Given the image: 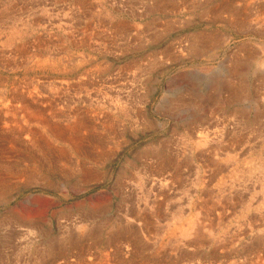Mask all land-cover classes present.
<instances>
[{
	"label": "rangeland",
	"instance_id": "1",
	"mask_svg": "<svg viewBox=\"0 0 264 264\" xmlns=\"http://www.w3.org/2000/svg\"><path fill=\"white\" fill-rule=\"evenodd\" d=\"M44 1L0 0V13L8 9L13 16L16 12L14 16H19L21 22L25 21L23 25L34 26L27 30L24 38L16 40L15 45L26 46H23L25 53H18L13 46L4 45L7 27L15 20L12 17L8 21V18L0 20V90L6 87L7 90L26 93V103L18 101L14 106L20 113V108L28 103L27 112L32 114L26 116L22 113V116L17 113L14 118L16 124L7 122L10 135L1 121L12 119L7 115L0 120V264H142L145 261L140 246L145 242L144 237L147 234L153 237L154 231L163 227L164 231L159 233L158 238L162 244L168 243L170 236L167 235L171 234L176 224L171 217L173 210L176 212L177 206L182 205L191 193L192 205L209 201L212 196V200L228 204L226 208L229 209L230 219L214 233L216 237L231 232V228L238 223L243 224L252 213L264 215V209L245 210L242 205L246 197L234 195L230 198L227 193L216 195L219 187L225 186L227 191H231V183L235 189L239 185L243 189L250 183L248 187L251 189L253 183L260 180V171L242 177H234L232 169L217 171L220 168L218 164H223L219 161L223 157L222 151L232 149L233 144L234 154L242 155L244 150L248 151H244L246 154L237 161L238 167L248 163L250 158L254 160L259 154H263L261 159L254 161L264 165V10H260L264 0L245 3L242 0H227L237 13L236 22L224 10L219 15L218 12L212 14V10L219 8L225 0H84L82 4L78 0ZM191 45L194 47L191 48ZM7 51H10L9 54ZM235 68L240 70L233 72ZM237 90V96H232ZM76 118L87 123L77 133L81 147L78 152L66 139L51 134L43 126L48 122L65 128ZM27 129L31 134L33 132L36 140H40L39 145L29 143L33 135L31 138L23 133ZM200 138L207 143L212 141L199 148L195 144ZM230 143L233 144L230 146ZM215 146L222 151L216 147L215 155H210L209 151ZM254 150L256 154L248 156ZM199 152L207 154L213 161L210 162L205 155L196 154ZM217 157L219 159L215 160ZM204 179H209V182ZM161 184L166 188L163 191L160 190ZM257 184L255 192L260 194V183ZM176 189H180L179 192L183 190V193ZM164 192L169 198L163 197ZM205 193L210 194L209 198ZM151 197L156 199L155 208H151ZM156 207L162 209L159 211ZM169 210L171 213H168ZM150 214L154 216L153 220L147 219L151 224L142 227V222H138V229L133 219L152 216ZM127 216L132 219L131 224H127ZM259 224L260 221H257ZM262 225L257 227L259 229L254 228V233L246 236L247 239L239 245H233L232 249L215 256V260L204 252L193 260L201 261V264L241 263L249 253L245 251L246 246L242 248L240 245L249 244L250 236L264 231ZM129 226L135 229V239L131 238L129 252L125 256L112 257L111 248H107L105 242L99 244L102 238L98 235L107 238ZM48 248H52V252ZM155 252H159L158 247ZM153 253L145 251L144 256L147 258ZM105 255L108 257L104 258ZM188 258L191 257L182 260L187 261Z\"/></svg>",
	"mask_w": 264,
	"mask_h": 264
},
{
	"label": "bare ground",
	"instance_id": "2",
	"mask_svg": "<svg viewBox=\"0 0 264 264\" xmlns=\"http://www.w3.org/2000/svg\"><path fill=\"white\" fill-rule=\"evenodd\" d=\"M5 1V0H4ZM47 1V0H46ZM46 1H44V2H46ZM57 1V0H56ZM60 1V0H59ZM69 1H73V0H69ZM78 1H80L81 3H79V4H82V2H84V0H78ZM244 3L245 2H253V1H251V0H242ZM12 2V1H11ZM54 2H55V0H54ZM62 2V1H61ZM167 2H171V0H168ZM77 3V2H76ZM13 4V3H12ZM94 4V3H93ZM0 5H1V3H0ZM2 6V5H1ZM6 6V5H5ZM13 6V5H12ZM87 6V5H86ZM97 6V5H96ZM8 7V6H7ZM11 7V6H10ZM9 7V8H10ZM14 7V6H13ZM12 7V8H13ZM91 7H93V6H91ZM248 6H245V8H247ZM95 8V7H94ZM105 8V7H104ZM261 9V12H262V10H264V3H263V5L260 7ZM11 9V8H10ZM232 8L229 6V4H228V2H227V0H225L224 2H222L221 3V6L219 7V8H214V10H212L213 11V13L212 14H216L217 12V14L219 15V14H221L222 13V11L224 10V12L226 11V13L228 14V17L230 18V19H232L233 20V22L235 21L236 22V20H237V13H236V11L234 10V9H232ZM13 10V9H12ZM91 10V9H90ZM203 10V9H202ZM259 10V11H260ZM11 11V10H10ZM104 11V10H103ZM112 11V10H111ZM212 11H210V12H212ZM12 12V11H11ZM11 12L9 13V10L7 9V11H5V9H4V11H1V13H0V20H2V19H7V21L9 20V18H13V20H15V21H13L12 22V19H11V25L9 26V27H7L8 28V34L6 35V38H5V41H4V45L6 46V47H12L13 46V48H14V50L16 51V52H18V53H25V50H26V48L24 49V47L23 46H25V44L23 45V46H18V45H15V42H16V40L17 39H19V40H21L22 38H24V35H26V33H27V30H29V28H31V27H34L33 25L30 27V25L28 24V23H26L25 25H23V22H25V21H23V22H21V19H20V17L19 16H14L15 14H16V12L14 13V11H13V13H14V15L12 16L11 15ZM45 12H46V10H45ZM90 12V11H89ZM9 13V14H8ZM23 14V13H22ZM46 14H47V12H46ZM114 14V13H113ZM260 14V13H259ZM57 15V14H56ZM28 16V15H27ZM35 16V15H34ZM38 16H40V15H38ZM37 16V17H38ZM58 16V15H57ZM57 16H56V18H57ZM110 16H111V14H110ZM24 17V16H23ZM41 17V16H40ZM45 17V16H44ZM54 17V16H53ZM240 17V16H239ZM46 18V17H45ZM55 18V17H54ZM32 19V18H31ZM30 19V20H31ZM36 19V18H35ZM229 19V20H230ZM27 20V19H26ZM56 20V19H55ZM60 20V19H59ZM109 20V19H108ZM3 21V20H2ZM1 21V22H2ZM28 21V20H27ZM31 21H33V20H31ZM37 21V20H36ZM44 21V20H43ZM106 21V20H105ZM112 21V20H111ZM33 22H35V20L33 21ZM33 22H29V23H31V24H33ZM57 22V21H56ZM241 22H243V21H241ZM7 23V22H6ZM51 23H53V22H51ZM60 23H62V22H60ZM64 23V22H63ZM58 24V23H57ZM231 24V23H230ZM237 24V23H236ZM238 24H239V22H238ZM241 24V23H240ZM60 25V24H59ZM62 26H65L64 24H62ZM115 26V25H114ZM121 26V25H120ZM66 27V26H65ZM56 28V27H55ZM70 28V27H69ZM134 28V27H133ZM2 29V28H1ZM38 29H40V28H38ZM57 30V29H56ZM66 30V29H65ZM72 30V29H71ZM117 30V29H116ZM0 32H1V30H0ZM56 32V31H55ZM57 32H58V30H57ZM69 33V32H68ZM33 34V33H32ZM61 34V33H60ZM70 34V33H69ZM77 34V33H76ZM1 35H3V34H1ZM62 35V34H61ZM67 35V34H66ZM33 36V35H32ZM5 37V36H4ZM28 37V36H27ZM62 37H64V36H62ZM61 37V38H62ZM69 37V36H68ZM29 38V37H28ZM77 38V37H76ZM213 38H214V36H213ZM48 38H46V40H47ZM210 39V38H209ZM35 40V39H34ZM45 40V41H46ZM29 41V40H28ZM33 41V40H32ZM33 42H35V41H33ZM42 42V41H41ZM73 42H75V40L73 41ZM39 43V42H38ZM50 43V42H49ZM56 43V42H55ZM37 44V43H36ZM43 44H44V42H43ZM52 44V43H51ZM64 44V43H63ZM71 44L73 45V43L71 42ZM76 44H78V43H76ZM80 44V43H79ZM78 44V45H79ZM20 45V44H19ZM31 45V44H30ZM41 45V44H40ZM55 45H57V44H55ZM68 45V44H67ZM32 46V45H31ZM35 46V45H34ZM42 46V45H41ZM40 46V47H41ZM47 46V45H46ZM58 46V45H57ZM192 46L193 45H191V48H192ZM3 47V46H2ZM26 47V46H25ZM55 47V46H54ZM70 47V46H69ZM194 47V46H193ZM29 48V47H28ZM27 48V49H28ZM44 48V47H43ZM71 48V47H70ZM65 49V48H64ZM10 51H13L12 49L10 50ZM9 51V52H10ZM14 51V52H15ZM32 51H33V49H32ZM0 52H1V50H0ZM8 52V51H7ZM7 52H5V53H7ZM9 52H8V54H9ZM13 52V53H14ZM48 52V51H47ZM67 52H69V51H67ZM4 53V54H5ZM45 53V52H44ZM44 53H43V55H44ZM28 54V53H27ZM37 54V53H36ZM6 55V54H5ZM20 55H22V54H20ZM47 55V54H46ZM3 56V55H2ZM9 56V55H8ZM45 56V55H44ZM38 57V56H37ZM41 57V56H40ZM24 58V57H23ZM16 59H18V58H16ZM27 59V58H26ZM6 60V59H5ZM20 60V59H19ZM1 61V60H0ZM5 61L3 60V62L2 63H4ZM20 62V61H19ZM27 62H29V61H27ZM7 63V62H6ZM15 63V62H14ZM17 63V62H16ZM62 63V62H61ZM22 64H24L23 63V61H22ZM26 64V63H25ZM32 64V63H31ZM56 64V63H55ZM60 64V63H59ZM62 65V64H61ZM61 65H60V67H61ZM16 66H17V64H16ZM23 66V65H22ZM33 66V65H32ZM55 66H57V65H55ZM234 66V65H233ZM19 67V66H18ZM46 67H48V66H46ZM64 67V66H63ZM12 68V67H11ZM50 68V67H49ZM48 68V69H49ZM2 69V68H1ZM27 69V68H26ZM59 69V68H58ZM65 69H66V67H65ZM236 69H238V68H235L234 70H233V72H236L235 70ZM9 70V69H8ZM40 70V69H39ZM45 70H46V68H45ZM57 70V69H56ZM61 70V69H60ZM238 70H240V69H238ZM14 71V70H13ZM17 71V70H16ZM26 71V70H25ZM42 71V70H41ZM48 71V70H47ZM107 71V70H106ZM58 72H59V70H58ZM19 73V72H18ZM34 73V72H33ZM37 73V72H36ZM35 73V74H36ZM44 73V72H43ZM48 73V72H47ZM59 73H61V72H59ZM23 74V73H22ZM64 74V73H63ZM62 74V75H63ZM66 74V73H65ZM6 75V74H5ZM25 75V74H24ZM237 75V74H236ZM4 76V75H3ZM14 76V75H13ZM7 77V79H8V76H6ZM15 77V76H14ZM235 77V76H234ZM229 78H230V76H229ZM236 78V77H235ZM235 78H232V79H235ZM4 79V78H3ZM223 79V78H222ZM236 80V79H235ZM238 80V79H237ZM1 81V80H0ZM234 81V80H233ZM239 82V81H238ZM227 83V82H226ZM4 84V83H3ZM14 84V83H13ZM231 84V83H230ZM15 85V84H14ZM19 85V84H18ZM28 85H31L32 86V84H29L28 83ZM17 86V85H16ZM8 87H10V86H8ZM13 87V86H12ZM131 87V86H130ZM237 87V86H236ZM242 87V86H241ZM240 87V88H241ZM238 88V87H237ZM243 88V87H242ZM8 89V88H7ZM6 89V87L5 88H2L1 90H0V120H1V118H3V117H6L7 115H9V117H10V119H12V121H8L6 118H5V120H6V122H4V121H1V122H3L4 124H5V129H6V131H7V128H10L9 127V124L8 123H10V122H12V123H17L15 120H14V118H15V115L17 114V113H19L18 111H17V109H15V106H14V104L15 103H17L18 101H23V102H25L26 103V99H25V97H24V94H26V93H23V92H21V93H19L16 89H11V90H7ZM129 89V88H128ZM118 90V89H117ZM120 91V90H119ZM123 91H124V89H123ZM131 91V90H130ZM242 91V90H241ZM129 92V91H128ZM237 92H238V90L234 93V94H232V96H237L236 94H237ZM37 93V92H36ZM125 93V92H124ZM132 93V92H131ZM239 93H241L240 91H239ZM243 93V92H242ZM33 94V93H32ZM121 94V93H120ZM130 94V93H129ZM127 95V94H126ZM37 97H39V96H37ZM117 97V96H116ZM40 98V97H39ZM113 98V97H112ZM217 98V97H216ZM32 99V98H31ZM34 99V98H33ZM37 99V98H36ZM116 99V98H115ZM120 99H122V98H120ZM233 99V98H232ZM28 100H30L29 98H28ZM44 100V99H43ZM38 101V100H37ZM116 101V100H115ZM119 101V100H118ZM36 102V101H35ZM41 102V101H40ZM136 102V101H135ZM30 103V102H29ZM108 103H110V102H108ZM119 103V102H118ZM28 104V103H27ZM24 105L22 108H20V113H21V115H22V113H24V114H26V116L27 115H32V114H29V112H27V110L29 111V107H28V105ZM36 104V103H35ZM100 104V103H99ZM105 104V103H104ZM117 104V103H116ZM120 104V103H119ZM191 104V103H190ZM38 105V104H37ZM98 105V104H97ZM112 105V104H111ZM129 105V104H128ZM257 105H259V104H257ZM17 106H18V104H17ZM31 106V105H30ZM125 106H126V104H125ZM36 106H34L33 107V109L35 108ZM117 107V106H116ZM129 107V106H128ZM138 107V106H137ZM257 107V106H256ZM50 108V107H49ZM112 108V107H111ZM119 108H121L120 106H119ZM264 108V107H263ZM43 109V108H42ZM48 109V108H47ZM138 109V108H137ZM137 109H135V110H137ZM49 110V109H48ZM39 111V110H38ZM108 111V110H107ZM119 111V110H118ZM142 111V110H141ZM34 112V111H33ZM101 112V111H100ZM140 112V111H139ZM19 113V114H20ZM40 113V112H39ZM43 113V112H42ZM80 113V112H79ZM83 114V113H82ZM114 114V113H113ZM125 114V113H124ZM255 114H256V112H255ZM260 114V113H259ZM115 115V114H114ZM120 115V114H119ZM141 115V114H140ZM23 116V115H22ZM82 116V115H81ZM99 116V115H98ZM8 117V116H7ZM33 117H35V116H33ZM65 117V116H64ZM119 117V116H118ZM142 117V116H141ZM42 118V117H41ZM40 118V119H41ZM57 118V117H56ZM66 118H67V115H66ZM90 117H88L87 119H89ZM117 118V117H116ZM133 118V117H132ZM4 119V118H3ZM38 119V118H37ZM91 119V118H90ZM98 119V118H97ZM108 120H109V118H107ZM113 119V118H112ZM118 119V118H117ZM254 119V118H253ZM29 120V119H28ZM35 120V119H34ZM86 120V119H85ZM106 120V119H105ZM116 120V119H115ZM114 120V121H115ZM140 120V119H139ZM37 121V120H36ZM38 121H39V119H38ZM37 121V122H38ZM41 121V120H40ZM141 121V120H140ZM256 121V120H255ZM8 122V123H7ZM42 122H43V119H42ZM46 122H47V120H46ZM59 122V121H58ZM67 122V121H66ZM88 122V121H87ZM101 122V121H100ZM107 122H109V121H107ZM33 123V122H32ZM39 123H41V122H39ZM85 123L86 122H84L83 120H81V119H75V121H73V122H70L68 125H67V127H60L59 125H57V124H55V125H53V123L51 124H49L48 122L47 123H45V124H43V126L44 127H46L47 128V130L51 133V134H53V135H56V136H59V138H62L63 140L64 139H66L69 143H70V145L73 147V149H75L76 151L79 149V148H81L80 147V144H79V140H78V138H79V136H77V133L79 134V132H80V130H83L86 126H85ZM104 123V122H103ZM102 123V124H103ZM15 124H13V126H11V129H12V127H14V125ZM87 124V123H86ZM91 124V123H90ZM100 125V124H99ZM98 125V126H99ZM104 125V124H103ZM131 125H133V124H131ZM232 125V124H231ZM255 125V124H254ZM66 126V125H65ZM97 126V127H98ZM117 126V125H116ZM124 126V125H123ZM234 126V125H233ZM93 127H95V126H93ZM100 127V126H99ZM105 127V126H104ZM118 127V126H117ZM96 128V127H95ZM228 128V127H227ZM4 129V130H5ZM23 129V128H22ZM94 129V128H93ZM135 129V128H134ZM237 129V128H236ZM2 130V129H1ZM17 130V129H16ZM5 131V132H6ZM15 131V130H14ZM21 131V130H20ZM20 131H18V132H20ZM115 131V130H114ZM233 131V130H232ZM237 131V130H236ZM258 131V130H257ZM24 132H26L31 138H32V135H33V132H32V134H31V131L30 130H23V133ZM92 132V131H91ZM109 132V131H108ZM227 132V131H226ZM229 132V131H228ZM241 132V131H240ZM255 132H256V130H255ZM259 132V131H258ZM262 132V131H261ZM260 132V133H261ZM4 133V132H3ZM9 133V135L11 134V132H8L7 131V134ZM15 133V132H14ZM106 133V132H105ZM111 133V132H110ZM204 133V132H203ZM212 133V132H211ZM235 133V132H234ZM17 134V133H16ZM15 134V135H16ZM26 134V135H27ZM35 134V133H34ZM205 134H208V133H205ZM210 134V133H209ZM238 134V133H237ZM247 134V133H246ZM262 134V133H261ZM259 135V136H261L262 137V135ZM264 134V133H263ZM19 135V134H18ZM22 135V134H21ZM218 135V134H217ZM226 135H227V133H226ZM226 135H225V137H226ZM229 135V134H228ZM28 136V137H29ZM88 136V135H87ZM90 136V135H89ZM194 136V135H193ZM199 136V134H197V137ZM209 136V135H208ZM223 136V135H222ZM233 136V135H232ZM236 136V135H235ZM243 136V135H242ZM241 136V137H242ZM256 136V135H255ZM82 137H86V136H82ZM113 137V136H112ZM115 137V136H114ZM123 137V136H122ZM205 137H207V136H205ZM244 137V136H243ZM250 137V136H249ZM257 137V136H256ZM10 138V137H9ZM15 138H17V137H15ZM19 138V137H18ZM36 137L33 135V139H31V142H29V143H32L33 145L34 144H37V145H39L40 144V140L38 141V140H36L35 139ZM81 138V137H80ZM90 138H91V136H90ZM93 138V137H92ZM98 138V137H97ZM239 138V137H238ZM246 138V137H245ZM244 138V139H245ZM252 138V137H251ZM13 140V138H10V140ZM20 139V138H19ZM87 139V138H86ZM96 139V138H95ZM115 139H116V137H115ZM195 139V138H194ZM203 138H200L198 141H196V144H195V142H194V144L195 145H197L199 148H203V146H206L208 143H210L211 141H212V139H211V141H210V139H209V141L210 142H206L205 140H202ZM220 139V138H219ZM223 139H224V137H223ZM226 139V138H225ZM231 139V138H230ZM240 139V138H239ZM250 139V138H249ZM263 139L264 138H262V141H263ZM18 140V139H17ZM82 140V139H81ZM91 140V139H90ZM121 140V139H120ZM193 140V139H192ZM234 140V139H233ZM238 140V139H237ZM248 140V139H247ZM252 140V139H251ZM14 142H15V139L13 140ZM96 141V140H95ZM109 141V140H108ZM117 141H119V140H117ZM123 141V140H122ZM195 141V140H194ZM231 141V140H230ZM244 141V140H243ZM257 141V140H256ZM98 142V141H97ZM121 142V141H120ZM221 142V141H220ZM226 142V141H225ZM242 142V141H241ZM246 142V141H245ZM250 142V141H249ZM11 143H12V141H11ZM26 144L28 143V142H25ZM25 143H24V145H25ZM39 143V144H38ZM47 143V142H46ZM88 143H89V141H88ZM106 143V142H105ZM206 143V144H205ZM213 143V142H212ZM255 143V142H254ZM258 143V142H257ZM91 144V143H90ZM98 144H99V142H98ZM217 144H218V142H217ZM216 144V145H217ZM223 144H224V140H223ZM223 144H222V146H223ZM233 143H230V146L232 145ZM236 144V143H235ZM238 144V143H237ZM240 144V143H239ZM244 144V143H243ZM248 144V143H247ZM22 145H23V142H22ZM109 145V144H108ZM160 145V144H159ZM162 145V144H161ZM212 145V144H211ZM219 145V144H218ZM251 145V144H250ZM14 146V145H13ZM16 146V145H15ZM87 146H90V145H87ZM112 146V145H111ZM220 146V145H219ZM219 146H215V149L213 148V150H210L209 151V154L210 155H215V153H216V147H219ZM235 145L233 144V147H234ZM254 146V145H253ZM252 146V147H253ZM258 146V145H257ZM10 147V146H9ZM84 147V146H83ZM95 147V146H94ZM102 147V146H101ZM114 147V146H113ZM188 147V146H187ZM210 147V146H209ZM224 147V146H223ZM226 147V146H225ZM228 147V146H227ZM232 147V149H229L228 148V151L226 150V151H222V149L219 147V150L220 151H222L223 152V157L222 158H220V160L219 161H221V163H223V164H218L219 166H220V168L217 170V171H220V172H222V171H225V170H229V169H232V170H234V171H232V174H234L233 176L234 177H237L238 175L240 176V177H242V175H253L255 172H259L260 171V174H261V177H260V180H258L257 182H255V183H253L254 184V187H255V185L257 184V183H260L259 184V188L258 189H260L261 190V193L260 194H257L256 192H255V189L256 188H254V187H252L251 189L248 187L249 185H250V183H249V185L247 186V187H244L243 189H240V185L239 186H237V187H239L238 189H235L234 187H232L231 185H232V183H231V185L229 186V190H231V191H227V188H225V186H222V187H219V188H217V191H216V195L218 196V194H220V196H223L225 193H227V196L228 197H230L231 198V196H234V195H239L241 198H245L246 197V200H244L243 201V205L242 206H245V210H247V211H250L251 209H264V170L262 171L261 169H264V165L262 164V163H259V162H256V161H254V160H260L261 159V157L260 156H263V154H259L258 156H256V157H254V160H253V158L251 159L250 158V161L248 162V163H246V164H244L242 167H238L237 166V161L242 157V156H244V153L246 154V152H244V151H247V150H244L243 152H242V155H241V153H240V155L239 154H234V148ZM123 148V147H122ZM152 148V147H151ZM157 148V147H156ZM162 148H163V146H162ZM239 148V147H238ZM250 148V147H249ZM248 148V149H249ZM184 149V148H183ZM208 149H210V148H208ZM212 149V148H211ZM245 149V148H244ZM6 150V149H5ZM41 150V149H40ZM146 150V149H145ZM150 150V149H149ZM156 150V149H155ZM206 150V149H205ZM229 150H231V152L229 151ZM237 150V149H236ZM37 151V150H36ZM47 151V150H46ZM49 151V150H48ZM83 151V150H82ZM85 151V150H84ZM118 151V150H117ZM181 151V150H180ZM187 151V150H186ZM250 151V150H249ZM261 151V150H260ZM259 151V152H260ZM78 152V151H77ZM99 152V151H98ZM98 152H96V153H98ZM154 152V151H153ZM164 152V151H163ZM204 152V151H203ZM248 152V151H247ZM1 153V152H0ZM44 153V152H43ZM70 153V152H69ZM88 153H89V151H88ZM88 153H86L85 154V156L88 154ZM94 153V152H93ZM104 153H107V152H104ZM187 153V152H186ZM189 153V152H188ZM204 153H207L206 151L204 152ZM2 154V153H1ZM46 154V153H45ZM90 154V153H89ZM108 154H110V153H108ZM196 154H199L200 156L201 155H205V156H207V154H203V153H196ZM233 154V155H232ZM254 154H256V151L254 150V151H252V153H249L248 154V156H250V157H252ZM10 155V154H9ZM34 155V154H33ZM79 155V154H78ZM117 155V154H116ZM141 155V154H140ZM176 155H178V154H176ZM218 155V154H217ZM41 156V155H40ZM43 156V155H42ZM41 156V157H42ZM88 156V155H87ZM86 156V157H87ZM96 156H98V155H96ZM107 156V155H106ZM142 156V155H141ZM154 156V155H153ZM156 156V155H155ZM159 156H160V154H159ZM158 156V157H159ZM204 156V157H205ZM61 157V156H60ZM137 157H139V156H137ZM177 157V156H176ZM175 157V158H176ZM183 157H184V155H183ZM188 157V156H187ZM210 158V156H207L206 158ZM220 157H221V152H220ZM257 157H260V158H257ZM55 158V157H54ZM88 158V157H87ZM104 158V157H103ZM153 158V157H152ZM163 158V157H162ZM257 158V159H256ZM1 159L2 158H0V162H1ZM6 159V158H5ZM4 159V160H5ZM48 159H49V157H48ZM82 159H83V157H82ZM92 159V158H91ZM159 159V158H158ZM219 159V157H217L215 160H218ZM264 159V158H263ZM51 160H53V157H52V159ZM134 160V159H133ZM138 160V159H137ZM160 160V159H159ZM187 160V159H186ZM197 160V159H196ZM199 160V159H198ZM197 160V161H198ZM214 160V161H215ZM31 161V160H30ZM58 161V160H57ZM63 162H64V160H62ZM104 161V160H103ZM162 161V160H161ZM182 161V160H181ZM183 161H185V160H183ZM193 161V160H192ZM200 161V160H199ZM204 161V160H203ZM210 162L211 161H213V159L212 158H210V160H209ZM67 162V161H66ZM80 162H81V160H80ZM89 162V161H88ZM101 162V161H100ZM148 162V161H147ZM158 162V161H157ZM17 163V162H16ZM75 163V162H74ZM136 163V162H135ZM134 163V164H135ZM140 163H141V161H140ZM208 163V162H207ZM206 163V164H207ZM13 164V163H12ZM51 164V163H50ZM83 164H84V162H83ZM111 164V163H110ZM143 164V163H142ZM149 164V163H148ZM154 164H155V162H154ZM160 164V163H159ZM178 164V163H177ZM202 164H204V163H202ZM202 164H200V165H202ZM205 164V165H206ZM67 165H69L68 163H67ZM80 165V164H79ZM89 165V164H88ZM91 165V164H90ZM209 165V164H208ZM212 165H214V164H212ZM50 166V165H49ZM61 166V165H60ZM82 166V165H81ZM81 166H79V168L81 167ZM145 166H146V163H145ZM161 166H163V165H161ZM210 166V165H209ZM218 166V167H219ZM235 166V168H233ZM241 166V165H240ZM0 167H1V165H0ZM63 167V166H62ZM146 167H148V166H146ZM145 167V168H146ZM159 167V166H158ZM179 167V166H178ZM198 167H200L201 168V166H198ZM205 167H207V166H205ZM217 167V166H216ZM7 168V167H6ZM57 168V167H56ZM55 168V169H56ZM75 168V167H74ZM142 168V167H141ZM203 168H204V166H203ZM70 169V168H69ZM110 169V168H109ZM147 169V168H146ZM179 169V168H178ZM58 170V169H57ZM214 170H216V169H214ZM3 171V170H2ZM11 171V170H10ZM209 172H210V170H208ZM207 171V172H208ZM195 172V171H194ZM6 173V172H5ZM9 173V172H8ZM11 173V172H10ZM24 173V172H23ZM200 173V172H199ZM198 173V174H199ZM216 173V172H215ZM214 173V174H215ZM13 174V173H12ZM204 174H206V172L204 173ZM2 175V174H1ZM25 175V174H24ZM124 175V174H123ZM215 175H217V174H215ZM256 175V174H255ZM255 175H254V177H255ZM13 176V175H12ZM93 176H94V174H93ZM146 176H148V175H146ZM252 178V179H255V178ZM1 178H3L2 176H1ZM28 178V177H27ZM91 178V177H90ZM90 178H88L89 180H90ZM93 178V177H92ZM122 178H124V177H122ZM141 178V177H140ZM143 178V177H142ZM204 178V177H203ZM202 178V179H203ZM206 178H207V175H206ZM210 178V177H209ZM259 178V177H258ZM135 179V178H134ZM212 179V178H211ZM86 180V179H85ZM84 180V181H85ZM93 180H94V178H93ZM130 180V179H129ZM205 180V179H204ZM213 180V179H212ZM5 181V180H4ZM191 181H193V180H191ZM190 181V182H191ZM205 181H208L209 182V179H207V180H205ZM214 181V180H213ZM213 181H210V182H213ZM254 181V180H253ZM1 182H3V181H1ZM98 182V181H97ZM120 182V181H119ZM119 182H117L118 184H119ZM151 182V181H150ZM187 182H188V180H187ZM202 182V181H201ZM252 182V181H251ZM33 183V182H32ZM123 183V182H122ZM127 183V182H126ZM129 183V182H128ZM127 183V184H128ZM205 183V182H204ZM204 183H201L202 185L204 184ZM229 183V182H228ZM15 184V183H14ZM48 184V183H47ZM131 184H132V182H131ZM135 184V183H134ZM188 184V183H187ZM201 184H200V186H201ZM205 184H207L208 185V183L206 182ZM230 184V183H229ZM228 184V185H229ZM243 184V183H242ZM252 183H251V185H253ZM44 185V184H43ZM49 185V184H48ZM120 185V184H119ZM118 185V186H119ZM136 185V184H135ZM155 185V184H154ZM158 185V184H157ZM244 185V184H243ZM258 185V184H257ZM2 186H3V184H2ZM50 186V185H49ZM132 186V185H131ZM145 186H146V184H145ZM165 185H160V190L161 191H163L162 189H164L165 187H164ZM187 186V185H186ZM234 186V185H233ZM1 187V186H0ZM6 187V186H5ZM128 187V186H127ZM133 187V186H132ZM137 187V186H136ZM151 187V186H150ZM149 187V188H150ZM155 187V186H154ZM153 187V188H154ZM182 187H183V185H182ZM181 187V188H182ZM191 187V186H190ZM251 187V186H250ZM157 188H159V186L157 187ZM177 188V187H176ZM178 188H179V186H178ZM7 189V188H6ZM127 189V188H126ZM135 189V188H134ZM133 189V190H134ZM138 189V188H137ZM148 189V188H147ZM166 189V188H165ZM183 189V188H182ZM219 189V190H218ZM125 190V189H124ZM144 190V189H143ZM154 190V189H153ZM160 190H158V192L160 191ZM176 190H178V192H179V190L180 189H176ZM216 190V189H215ZM257 190V189H256ZM122 191V190H121ZM129 191V190H128ZM147 191V190H146ZM166 191V190H165ZM170 191H172V190H170ZM183 190H181L179 193H183L182 192ZM191 191H193V190H191ZM210 191V190H209ZM143 192H145V191H143ZM148 192V191H147ZM147 192H145V193H147ZM166 192H169V191H166ZM174 192V191H173ZM193 192H195V191H193ZM196 192H197V190H196ZM200 192V191H199ZM203 192V191H202ZM205 192V191H204ZM210 192H212V191H210ZM125 193V192H124ZM160 193V192H159ZM169 193H171V192H169ZM178 193V194H179ZM189 193V192H188ZM187 193V194H188ZM191 193V192H190ZM208 193V192H207ZM3 194V193H2ZM117 194V193H116ZM128 194V193H127ZM130 194V193H129ZM131 194H134V193H132L131 192ZM144 194V193H143ZM147 194H149V192L147 193ZM162 194V193H161ZM178 194L176 193V195L178 196ZM213 194V193H212ZM247 194V195H246ZM139 195V194H138ZM158 195H160V194H158ZM180 195V194H179ZM193 195V193H191L190 195H187L188 196V198L183 202V204L182 205H179V207L177 206V208H176V212H174L175 210H173V213L172 214H174L173 216H171V214H170V216L172 217V219H175L176 220V224L174 225V227L171 229V234H169V235H167V236H170V238H169V240L167 241L168 243H165V244H162L161 243V241H160V239L158 238V235H159V233H162L164 230H163V227L162 228H160V227H158L155 231H154V236L153 237H150L149 235H152V234H144V235H146L145 237H144V239H145V242L144 243H142V245L140 246V251H141V254H143V259H144V261L145 262H143V263H146V264H201L202 262L201 261H196V260H193V258H195V257H197L199 254H201L200 252H204V253H206L205 255H207V254H210L213 258H211L212 260H215V256H217V255H222V253H223V251H226V250H228V249H232V247H233V245H239L244 239L246 240L247 239V237L246 236H248V235H250V234H253L254 232L252 231L254 228H257V227H260L262 224V226H264V215L263 214H259V213H256V214H253L252 213V215L251 216H249L248 218H246L245 220H244V222H242L243 224H241V223H238V225L237 226H235V227H233V228H231V232L229 231V233H226V234H223L222 236H218V237H216L215 235H214V233L220 228L221 229V227L225 224V223H227L228 222V220L230 219V217H229V213L227 212L229 209H227L226 208V205H228V204H224V203H221V202H219L218 200H216V197H215V200L216 201H214V199L212 200L211 198L212 197H214V196H212L211 198H209V195L207 194L206 195V193H205V196L207 197V198H209V201H205V202H203V203H198V204H195L194 203V205H192V196ZM201 195V194H200ZM226 195V194H225ZM145 196V195H144ZM164 196H167V195H165V192H164V194H163V197ZM171 196V195H170ZM173 196V195H172ZM181 196V195H180ZM186 196V195H185ZM196 196H198V195H196ZM123 197V196H122ZM122 197H119V198H122ZM124 197H127V196H124ZM134 197H135V195H134ZM154 197V196H153ZM168 197V196H167ZM195 197V196H194ZM201 197V196H200ZM203 197V196H202ZM227 197V198H228ZM138 198V197H137ZM136 198V199H137ZM152 198V197H151ZM169 198V197H168ZM171 198H173V197H171ZM170 198V199H171ZM186 198V197H185ZM197 198V197H196ZM203 198H205V197H203ZM225 198V197H224ZM234 198H237V197H234ZM139 199V198H138ZM137 199V201H139ZM161 199H162V197H161ZM164 199V198H163ZM169 199V200H170ZM174 199V198H173ZM176 200L178 199V198H175ZM218 199V198H217ZM132 200H134V198H132ZM143 200V199H142ZM152 200H153V198H152ZM151 200V201H152ZM154 200H156V199H154ZM154 200L151 202V201H149V202H151L152 203V206L154 205ZM165 200V199H164ZM172 200V199H171ZM171 200H170V202H171ZM228 200V199H227ZM230 201H231V199H229ZM241 201H242V199H240ZM136 201V200H135ZM144 201V200H143ZM172 201H174V200H172ZM200 201H201V199H200ZM199 201V202H200ZM132 202H134V201H131L130 203H132ZM156 202V201H155ZM169 202V201H168ZM167 202V200H166V203L167 204H169ZM176 202V201H175ZM178 202H179V199H178ZM202 202V201H201ZM129 203V202H128ZM129 203V204H130ZM137 203V202H136ZM140 203H141V201H140ZM145 203V202H144ZM165 203V202H164ZM163 203V204H164ZM166 203H165V207L167 208V205H166ZM181 203V202H180ZM227 203V202H226ZM229 203H231V202H229ZM235 203V202H234ZM148 204V203H147ZM150 204V203H149ZM148 204V205H149ZM157 204H159V203H157ZM171 204H173V203H171ZM177 204V203H176ZM233 204V203H232ZM3 205V204H2ZM131 205V204H130ZM174 205V204H173ZM192 205V206H191ZM230 205V204H229ZM131 206H133L134 207V204L133 205H131ZM137 206V208H138V205H136ZM144 206V205H143ZM142 206V207H143ZM155 206V205H154ZM151 207V208H155V207ZM161 206V205H160ZM127 207V206H126ZM125 207V208H126ZM130 207V206H129ZM140 207V206H139ZM162 207V206H161ZM228 207V206H227ZM230 207H232L231 205H230ZM234 207V206H233ZM120 208H122V207H120ZM128 208V207H127ZM126 208V209H127ZM125 209V210H126ZM147 209H149V208H147ZM156 209H158L157 207H156ZM162 209V208H161ZM161 209H158L159 211L161 210ZM165 209V208H164ZM171 209V208H170ZM174 209V208H173ZM234 209V208H233ZM124 210V209H123ZM128 210H129V208H128ZM142 210V209H141ZM154 210V209H153ZM152 210V211H153ZM230 210H232V209H230ZM143 211V210H142ZM145 211V210H144ZM147 211V210H146ZM149 211V210H148ZM170 211V210H169ZM125 212H128V211H125ZM132 212V211H131ZM141 212V211H140ZM139 212V213H140ZM122 213V212H121ZM123 213H124V211H123ZM122 213V214H123ZM138 213V212H137ZM148 213H150V212H148ZM161 213V212H160ZM160 213L158 214L159 215V217H160ZM168 213H171V211L170 212H168ZM262 213V212H261ZM121 214V215H122ZM164 213H162V215H163ZM89 215V214H88ZM150 215H152V216H145V217H136V218H134L133 219V221H134V223H136V226L138 227V226H140L139 225V223L138 222H142V224H143V226L142 227H145L146 225H148V223H150L149 222V220H147V219H150V220H153V218H154V216H153V214H150ZM157 215V214H156ZM118 216V215H117ZM165 216V215H164ZM169 216V215H168ZM169 216V217H170ZM9 217V216H8ZM128 217V216H127ZM132 217V216H131ZM147 217V218H146ZM118 218V217H117ZM124 218V217H123ZM155 218H156V216H155ZM165 218V217H164ZM110 219V218H109ZM120 219H121V217H120ZM1 220V219H0ZM115 220V219H114ZM160 220V219H159ZM164 220V219H163ZM171 220V218L169 219V221ZM10 221V220H9ZM109 221V220H108ZM118 221V220H117ZM120 221V220H119ZM166 221H167V218H166ZM257 221L259 222L260 221V224L259 225H257ZM5 222V221H4ZM7 222V221H6ZM16 222V221H15ZM14 222V223H15ZM86 222V221H85ZM110 222V221H109ZM126 222H127V224H129L130 222L132 223V219H130L129 220V217L126 219ZM153 222V221H152ZM171 222H172V220H171ZM231 222V221H230ZM241 222V221H240ZM3 223V222H2ZM88 223V222H87ZM124 223V222H123ZM130 223V224H131ZM168 223V222H167ZM7 224V223H6ZM8 224H9V222H8ZM22 224V223H21ZM28 224V223H27ZM30 224V223H29ZM105 224V223H104ZM151 224V223H150ZM149 224V225H150ZM163 224V223H162ZM171 224V223H170ZM174 224V223H173ZM33 225V224H32ZM116 225V224H115ZM134 225V224H133ZM157 225V224H156ZM160 225V224H159ZM164 225V224H163ZM234 225V224H233ZM25 226H26V224H25ZM35 226V225H34ZM104 226V225H103ZM103 226H100V227H103ZM113 226H114V224H113ZM132 226V225H131ZM152 226V225H151ZM97 227V226H96ZM118 227V226H117ZM116 227V228H117ZM133 227V226H132ZM132 227H128V228H124V229H121V231H119V232H121V233H113V234H111L110 236L108 235V237L106 238L105 236H101L100 234L98 235V237H101L102 239H100V243L99 244H102L103 242H105V244L108 246L107 248H111L110 250H112V251H109V252H113L112 254H113V256L110 254V253H108V254H110V256H112V257H119V255H121V256H125L128 252H129V247H131V245H130V243H132V242H130L131 241V238H134V236H135V233H134V230L132 229ZM167 227V226H166ZM171 227V226H170ZM34 228V227H33ZM83 228V227H82ZM109 228V227H108ZM114 228V227H113ZM228 228H230V227H228ZM19 229V228H18ZM37 229V228H36ZM35 229V230H36ZM80 229H81V227H80ZM86 229V228H85ZM88 229V228H87ZM90 229V228H89ZM117 229H120V227H118ZM138 229H139V227H138ZM141 229V228H140ZM146 229V228H145ZM148 229V228H147ZM146 229V230H147ZM160 229V230H159ZM165 229V228H164ZM257 229H259V228H257ZM37 230H39V229H37ZM137 230V229H136ZM264 230V229H263ZM30 231V230H29ZM255 231V230H254ZM18 232H19V230H18ZM31 232H32V230H31ZM35 232V231H34ZM39 232V231H38ZM37 232V233H38ZM85 232V231H84ZM87 232V231H86ZM145 233H146V231H144ZM147 232H148V230H147ZM41 233H43L42 231H41ZM150 233V232H149ZM151 233H153V231L151 232ZM46 234V233H45ZM67 234V233H66ZM70 233H68V235H69ZM89 235V234H88ZM143 235V234H142ZM32 236V235H31ZM34 236V235H33ZM67 236V235H66ZM70 236V235H69ZM215 236V237H214ZM254 237H251L250 236V239H248V243L249 244H247V243H242V245H240V247H242V248H244L245 246H246V249H245V251L247 252V253H249L248 255L246 254V257H244V258H242V262L241 263H238V264H264V231H258V232H256L254 235H253ZM49 237V236H48ZM65 237V236H64ZM72 237V236H71ZM46 238V237H45ZM76 238V237H75ZM66 239V238H65ZM72 239V238H71ZM135 239V238H134ZM35 240V239H34ZM68 240V239H67ZM66 240V241H67ZM97 240H99V239H97ZM44 241V240H43ZM73 241V240H72ZM92 241V240H91ZM237 242L236 244L234 243V242ZM52 242V241H51ZM58 242V241H57ZM68 242V241H67ZM70 242V241H69ZM137 242V241H136ZM25 243V242H24ZM62 243V242H61ZM21 244H23L22 242H21ZM31 244V243H30ZM44 245V244H43ZM78 245V244H77ZM62 246V245H61ZM75 246V245H74ZM24 247H25V245H24ZM23 247V248H24ZM51 247V246H50ZM54 247H55V243H54ZM106 247V246H105ZM104 247V248H105ZM156 247H158V250H159V252H155V253H153L155 250H156ZM58 248H60V247H58ZM138 248V247H137ZM98 249V248H97ZM205 249H207V250H205ZM52 248H48V251H51L52 252ZM76 250H78V249H76ZM234 250V249H233ZM236 250V249H235ZM151 252V253H153V254H148V255H150L149 257H145L144 256V252ZM51 252H49V253H51ZM58 252V251H57ZM209 252V253H208ZM246 252H244V254L246 253ZM29 253V252H28ZM54 253V252H53ZM82 253V252H81ZM103 253V252H102ZM133 253V252H132ZM134 253H136V251L134 252ZM139 253V252H138ZM226 253H228V252H226ZM225 253V254H226ZM243 253V252H242ZM38 254V253H37ZM83 254V253H82ZM130 254V253H129ZM30 255H31V253H30ZM132 255V254H131ZM209 255V256H210ZM240 255V254H239ZM48 256V255H47ZM80 256V255H79ZM109 256V257H110ZM188 256H190L191 258H188L187 259V261H184L185 259L184 258H186V257H188ZM231 256H232V254H231ZM231 256L229 257V258H231ZM37 257V256H36ZM39 257H41V256H39ZM81 257V256H80ZM105 257H108L107 255H105L104 256V258ZM206 257V256H205ZM219 257V256H218ZM224 257V256H223ZM239 257V256H238ZM47 259V258H46ZM49 259V258H48ZM57 259V258H56ZM66 259V258H65ZM112 259V258H111ZM117 259V258H116ZM182 259H184V260H182ZM68 260V259H67ZM66 260V263L68 262ZM101 260V259H100ZM114 260H115V258H114ZM113 260V261H114ZM125 260V259H124ZM130 260V259H129ZM201 260V259H200ZM208 260V259H207ZM220 260H222V259H220ZM229 260H231V259H229ZM36 261V260H35ZM56 261V260H55ZM102 261V260H101ZM132 262H133V260H131ZM139 261V260H138ZM194 261H196V262H194ZM240 261V260H239ZM37 262V261H36ZM43 262V261H42ZM107 262V261H106ZM117 262H118V260H117ZM224 262V261H223ZM234 262V261H233ZM38 263V262H37ZM44 263V262H43ZM108 263H110V262H108ZM119 263H120V261H119ZM126 263V262H125ZM129 263V262H128ZM131 263V262H130ZM135 263H137L136 261H135ZM142 263V264H143ZM47 264V263H46ZM68 264V263H67ZM87 264V263H86ZM121 264V263H120ZM219 264V263H218ZM220 264H222L221 262H220ZM232 264H237V263H232Z\"/></svg>",
	"mask_w": 264,
	"mask_h": 264
}]
</instances>
